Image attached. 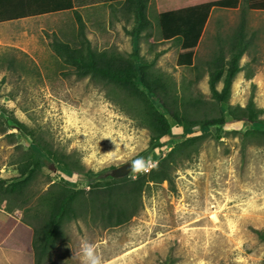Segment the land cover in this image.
<instances>
[{
	"label": "rangeland",
	"instance_id": "1",
	"mask_svg": "<svg viewBox=\"0 0 264 264\" xmlns=\"http://www.w3.org/2000/svg\"><path fill=\"white\" fill-rule=\"evenodd\" d=\"M241 12L247 49L228 104L244 107L252 94L264 116V10L247 9L246 2L239 11H214L192 67L177 66V42L162 41L157 30L135 37L134 20L83 14L92 49L127 57L137 48L146 63L155 60L149 72L161 75L170 86L166 107L157 94L148 95L171 128L160 140L161 147L144 156L140 155L149 149L150 133L142 127L136 107L130 103L126 109L124 95L111 85L76 75L75 67L50 47L54 39L72 49L79 47L72 12L0 26V179L7 186L30 156L42 155L31 149L33 139L65 156L72 170L44 156L20 197L0 189V203L14 216L20 214L19 220L38 229L48 217L40 202L46 207L45 199H51L61 181L83 190L88 199L95 184L119 179L112 175L115 168L141 157L155 165L176 147L170 181L146 184L136 212L125 223L109 226L96 209L75 204L74 217L55 232L44 264H82L84 240L97 246L104 264H165L168 260L172 264H264V241L252 231H264V137L245 134L256 125L231 124L208 88V71L220 50L226 58L229 55ZM172 111L191 120L222 112L229 122L199 131L193 143L179 145L193 130L178 126ZM111 140L119 145L116 150ZM130 171L125 177L133 180L138 174Z\"/></svg>",
	"mask_w": 264,
	"mask_h": 264
},
{
	"label": "trees",
	"instance_id": "2",
	"mask_svg": "<svg viewBox=\"0 0 264 264\" xmlns=\"http://www.w3.org/2000/svg\"><path fill=\"white\" fill-rule=\"evenodd\" d=\"M65 1L67 2L65 3ZM236 4L237 0H205L204 2L183 6L184 8H161L159 10L158 26L161 40L176 41L179 47L176 59L177 66H193L196 48L211 7L229 8L235 7ZM71 7V0H20L11 3L8 11H5L0 0V22L28 15L57 12ZM248 8L264 10V4L250 2ZM72 13L77 23V34L81 40L79 47L72 49L69 44L54 39L50 45L51 49L65 63L75 67L76 75L81 77L90 76L95 80L102 81L104 84L111 85L117 93L120 92V95H124L123 105L126 109L130 107V103L136 107L139 115L142 116L140 122L142 127L148 129L150 133L149 149L140 156L147 155L150 150L160 148V140L168 135L171 127L165 117L157 111L148 95L157 94L161 100V105L166 107V97H169L168 90L170 86H167L161 75L154 76L149 72V68L155 60L146 63L140 58L137 48L127 57L117 52L92 49L89 40L86 38L81 16L76 10H72ZM135 21L140 22V20ZM244 24L245 20L242 17L237 34L234 35V45H232L229 55L226 58L220 50V54L208 71V88L215 103L227 111L231 124L238 125V128L244 125H256L253 130L244 131L245 134H257L259 137H264L263 111L255 106L252 94H250L244 107L228 104L232 82L240 71L239 60L247 49V42L244 38ZM132 36L137 37V32H132ZM137 62L140 63L139 66L136 65ZM219 82L222 83V86L218 90L217 84ZM160 94L165 97V100ZM196 101L198 102V100H194V102ZM178 115L177 112L172 111V117L177 125L182 129L190 128L193 130V135L188 136L179 145L193 143L198 137L196 133L199 131L211 127L221 128L229 122H227L222 112L216 117L192 120L186 118L184 114ZM33 144V146H30L31 149L37 148L42 155L38 157L30 156L29 160L19 167L18 176L8 182L7 186L6 182L0 179L2 192L11 194L13 197H20L34 173L40 170L41 165L39 163L44 156L51 159L55 165H60L66 171L72 172L71 164L67 162L65 156L58 155L55 151L37 144L34 139ZM175 148L165 156L157 159L155 166L149 172L138 174L133 180L124 177L103 184H95L88 199L83 197V190H74L61 181L51 199H45L46 207L44 202L40 200L41 208L47 209L48 217L43 220L44 222L38 229L31 227L22 220L17 222L3 212H0V219L9 221L6 231L9 232L15 226L20 231L24 240H26L27 252L33 255L34 264H44L48 260V252L52 249L55 232L64 221L74 217L75 211L73 208L75 204L85 208L91 206L92 210L96 209L109 226H118L125 223L136 212V202L139 200L146 184L149 182L170 181V164L173 160L172 155ZM2 186H4V189L1 188ZM252 231L259 240L264 241V231ZM165 264H172V261L168 260Z\"/></svg>",
	"mask_w": 264,
	"mask_h": 264
},
{
	"label": "crops",
	"instance_id": "3",
	"mask_svg": "<svg viewBox=\"0 0 264 264\" xmlns=\"http://www.w3.org/2000/svg\"><path fill=\"white\" fill-rule=\"evenodd\" d=\"M19 1L20 0H1L2 7H4L5 11H8L11 3L19 2ZM204 1L205 0H71L72 7L70 9H62L61 11H57V12H50L40 15H28L14 20L1 21L0 26L2 29L8 26L10 27V24L13 22H20V21L26 22L28 20H33L35 18H39L44 15L69 12V11L72 12V10H76L77 13L81 16L82 21H83V14L87 15L90 12H95L94 14L95 16L99 18H103L105 20L123 19L128 21L134 20V22L135 20H140V22L136 21L134 23V27L132 30V32H137L138 35L156 33V30L158 33H160V28L158 26V17H159L158 12L161 8L162 9L184 8L183 6H189L192 5L193 3L204 2ZM66 2L67 1H65V3ZM246 2H247V9L250 2L264 4V0H237V4L235 5V7H229V8L211 7L209 11L208 19L210 18L212 13L216 10L239 11L240 8L243 7V4ZM241 17H244L243 13L241 14ZM151 27L155 29L153 32L152 30H145L146 28L149 29ZM118 28H120V26H118ZM165 42H172V40ZM240 60H239V67L241 71L242 67L240 65ZM234 80L231 85V91ZM0 212H3L7 216L14 218L17 222H20V220L17 218L20 217L19 216L20 214H17L18 216L16 217L13 214L9 213V211L4 208L3 203H0ZM1 219H0V264H34L33 255L32 254L30 255V253L27 252V243L26 240H24V238L22 237L23 235L20 233L19 230H17L16 226L12 228L9 232L6 231L9 221L1 220Z\"/></svg>",
	"mask_w": 264,
	"mask_h": 264
},
{
	"label": "clouds",
	"instance_id": "4",
	"mask_svg": "<svg viewBox=\"0 0 264 264\" xmlns=\"http://www.w3.org/2000/svg\"><path fill=\"white\" fill-rule=\"evenodd\" d=\"M115 145V150L119 147L115 141L111 140ZM131 171L137 174L147 173L151 170L155 165L152 161L146 160L145 158H137L135 160H131ZM80 258L82 264H104L102 256L97 251V246L93 243L84 240L80 245Z\"/></svg>",
	"mask_w": 264,
	"mask_h": 264
},
{
	"label": "water",
	"instance_id": "5",
	"mask_svg": "<svg viewBox=\"0 0 264 264\" xmlns=\"http://www.w3.org/2000/svg\"><path fill=\"white\" fill-rule=\"evenodd\" d=\"M131 170V163L127 162L112 171V175L116 178H122L127 175V173Z\"/></svg>",
	"mask_w": 264,
	"mask_h": 264
},
{
	"label": "bare ground",
	"instance_id": "6",
	"mask_svg": "<svg viewBox=\"0 0 264 264\" xmlns=\"http://www.w3.org/2000/svg\"><path fill=\"white\" fill-rule=\"evenodd\" d=\"M207 189V188H206ZM204 194V193H203ZM215 199H217V198H215ZM220 202V201H219ZM220 204V203H219ZM206 205H207V203H206ZM210 218H211V220L213 221V222H216L217 221V217H216V215L215 214H211L210 215ZM196 225V224H195ZM212 230H214V229H212ZM215 231V230H214ZM209 236H212V235H210L209 234Z\"/></svg>",
	"mask_w": 264,
	"mask_h": 264
}]
</instances>
